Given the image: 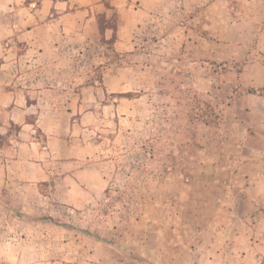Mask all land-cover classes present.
<instances>
[{"label":"crops","instance_id":"crops-1","mask_svg":"<svg viewBox=\"0 0 264 264\" xmlns=\"http://www.w3.org/2000/svg\"><path fill=\"white\" fill-rule=\"evenodd\" d=\"M197 3L204 5V16L208 12V17H198ZM29 5L26 32L19 39L26 42L27 50L16 58L18 62H37L42 58L39 56L51 54L50 61L61 62L68 39L73 37L70 32L78 39L82 27L96 25L95 14L109 13L115 18L112 48L120 64L105 67V86L94 89L103 100H94L91 111L86 103L62 99L46 103L35 95L42 91L31 85L0 86V264H139L133 257L126 258L116 244L104 240V235L96 238L93 225H85V210L111 198L112 187L102 171L105 163L95 159L87 142L79 144L83 149L77 154H68L71 151L66 142L50 137V129L42 127L62 125L70 110L80 111L74 121L83 125L90 114L93 124L100 125L106 111L112 119L121 110L127 118L132 116L134 102L127 83L139 62L135 46L146 32L157 34L156 42L142 39L146 58L163 57L159 47L164 43L172 45L176 57H191L189 52H181L183 47L198 50L203 46L195 52L200 59L187 60L186 75L201 78L204 87H210V94L214 87L207 79L212 73L207 66L218 59L212 46L226 45V34L233 29L247 33L242 34L244 39L256 47L250 83L263 101L248 107L256 119L252 126L238 123L230 133L219 128L221 124L209 127L205 122L204 134L198 137L192 135L195 132L189 124L186 146L194 149L172 152L187 158L188 166L173 185L174 205L184 212L174 214L176 227L170 230L178 238H183L181 230L188 227L196 233V241L184 251L187 260L172 264H248L246 255L250 259L252 254H256V264H264V96L259 97L264 91V0H32ZM168 14L176 22L172 23V34L166 36L163 22ZM212 15L220 17L216 35ZM42 33L46 40L38 37ZM10 53L4 49L2 55ZM3 58L6 62L1 73L10 60ZM182 62L177 59L173 66ZM148 64L141 63L145 68L142 72L152 71ZM195 65H199L198 71ZM154 70L156 76L162 75L159 70L163 69L155 66ZM247 75L246 71L236 75L242 88ZM238 102L230 107L243 110L245 106ZM11 126L16 127L13 132L8 128ZM197 157L203 158L198 165L193 162ZM163 216L164 227L168 217ZM246 233L256 237V244H244ZM166 234L161 237L165 239ZM149 251L147 246L141 250Z\"/></svg>","mask_w":264,"mask_h":264},{"label":"rangeland","instance_id":"rangeland-1","mask_svg":"<svg viewBox=\"0 0 264 264\" xmlns=\"http://www.w3.org/2000/svg\"><path fill=\"white\" fill-rule=\"evenodd\" d=\"M31 1L0 0V69L6 62L3 57H10L5 72H0V86L31 85L42 91L35 95L46 103L60 99L69 103H86L91 111L90 105L94 100L95 102L103 100L99 99L94 89L105 86L107 79H103L105 67L115 62L120 64L116 61L118 54L112 48L114 16L109 13L95 14L96 25L82 27L84 29L78 31V39H73L74 35L70 32L69 36L73 37H69V47L62 52L59 63L50 61L52 54L39 56L42 58L37 62H18L16 58L27 50L26 42H20L19 39L26 32L25 28L28 25L26 17L30 11L28 7H32L29 5ZM196 9L198 17L202 19L208 17V12L204 16L203 4L197 3ZM166 18L167 22L164 21L163 25L167 36L172 34V23L176 20L172 19L171 14ZM212 22L216 35L220 17L212 15ZM43 34L38 37L46 40ZM144 34L140 35L139 46L136 45L134 50L137 54L135 57H139V62H136L138 66H134L127 83L128 88L132 89L130 95L134 102L130 110L132 116H129V119L122 114L124 110H121L115 119L108 116L106 111L100 125L93 124L91 114L83 125L74 121V118L79 117L80 111L70 110L68 119H64L62 125L42 128L50 129V134L48 133L50 137L55 136L63 143L66 142L71 151H68V154H77L81 148L79 144L87 142L91 147L90 152H94L95 159L99 158V161L105 163L102 171L112 187L111 198L101 206L85 210L88 216L85 225L87 227L93 225L91 230L94 236L100 239L102 237L100 235H104L102 237L104 240L116 244L126 258L133 257L139 264H172L175 260L186 261L188 255L184 251L196 241V233H193L195 230L190 227L183 230L178 228L184 235L183 238H178L172 231L176 227L174 214L184 212L182 207L174 205L176 191L173 185L178 184L180 176L187 171L188 166L187 158L173 156L172 152L194 149L186 146V138L190 135L189 124L195 132L191 134L198 137L204 134L202 132L205 122L209 127L221 124L219 128L230 133V129H235L238 123L252 126L256 119L248 107H256V102L263 99L256 97L250 83L256 65V47L249 39H244L242 34L247 33L240 29L228 31L226 45L212 46L213 53L218 59L214 58L207 66L212 72L210 75L207 74V79L214 87L210 94L207 92L210 87H204L201 78L186 75L189 66L187 60L200 59L195 52L203 46L198 50L196 47L188 50L183 47L181 52H189L191 57H176L177 52L172 45L164 43V47H159L162 50V54L159 55L163 57L146 58L142 55L145 51L142 39H148V43L156 42L157 34L156 31ZM162 35L159 33V36ZM7 44L13 47L10 49ZM4 49L11 50V53L3 56ZM177 59L183 62L180 66L174 67L173 63ZM145 61L147 63L149 61L148 66H152L150 68L152 71H141L145 69L141 66ZM155 66L163 69L159 70L162 75H155L156 72H153ZM195 66L194 69L198 71L199 65ZM243 71L248 75L244 79L245 87L242 88L241 84L236 82V75ZM147 93L149 95L146 97ZM262 95L264 96V91L260 92L259 97ZM238 100L241 107L245 106L243 110L230 107ZM53 112L55 111L52 110ZM210 122L213 125L209 124ZM8 128L12 132L16 129L13 126ZM208 131L211 132L210 129ZM197 139L199 141V138ZM70 145L77 147L74 150ZM197 145L199 146L200 142H197ZM162 151H165V157L161 156ZM202 160V157H197L193 162L198 165ZM163 215L168 217V223H165L164 227ZM37 230L44 231L39 227ZM165 233L168 237L163 239L161 236ZM39 239L43 240V237L40 236ZM244 244L246 246L256 244V237H250L246 233ZM144 246L150 249L149 253L141 252ZM178 250H182L183 253ZM248 257L249 255H246L248 264H256L254 259L256 254L250 255V259Z\"/></svg>","mask_w":264,"mask_h":264},{"label":"trees","instance_id":"trees-1","mask_svg":"<svg viewBox=\"0 0 264 264\" xmlns=\"http://www.w3.org/2000/svg\"><path fill=\"white\" fill-rule=\"evenodd\" d=\"M115 38V37H114Z\"/></svg>","mask_w":264,"mask_h":264}]
</instances>
